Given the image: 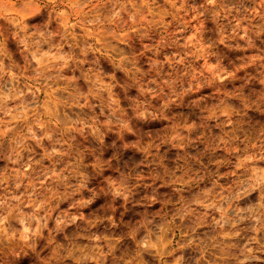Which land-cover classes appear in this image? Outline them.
<instances>
[{
  "label": "clouds",
  "instance_id": "obj_1",
  "mask_svg": "<svg viewBox=\"0 0 264 264\" xmlns=\"http://www.w3.org/2000/svg\"><path fill=\"white\" fill-rule=\"evenodd\" d=\"M119 4L120 0H114L113 7ZM221 6L224 7L226 16L236 12L240 19L231 28L218 29L220 43L237 38L251 43L250 33L259 35L264 32V23L255 28L251 20H248V26H244L243 22L247 19L244 13L248 12L244 0H237L231 7L223 5V0H204L203 9L195 11L198 16L206 13L205 18L218 21L220 14L217 9ZM129 11L131 15L128 18L134 21L138 9L135 12L132 9ZM113 15L116 13L113 12ZM260 20L264 21V16ZM158 27L166 29L167 25L160 24ZM53 33L51 21L45 20L36 35L51 39ZM152 42L153 37L145 38V43ZM208 42L216 44L215 40ZM4 44L5 39L0 34V48ZM150 50L156 51L155 48ZM231 50L239 52L241 48L235 45ZM71 58V55L67 58L57 57L64 61V66H67ZM124 59L128 60L129 56ZM132 67L136 69V64L132 63ZM151 67L153 72L149 75H154L156 69L161 72L165 70L159 59ZM181 70L190 73L187 66ZM59 74L58 71L57 75ZM138 74L144 76L143 72ZM224 76V73L214 76V86L235 88V84H224ZM164 79L163 76L156 75L147 84L134 85L140 102L128 105L129 115L126 117L118 115V105L106 90L98 89L93 84L91 76L87 79L79 77V89L73 84L72 89L61 90L66 93V100L62 104L68 111L61 114L54 108L50 109L46 119H41L42 113L37 111L41 105L35 99H22L26 93L19 92L14 87L5 92L0 86V112H9L8 101L18 100L17 111L30 109L33 114L30 120L24 116L16 117L20 121V127L13 125L9 128L11 136L0 131V161L5 163L4 169L0 170V247L23 244L39 249L40 245H47L46 253H56L50 264H134V261L142 259V253L153 256L160 264H167L165 257L170 253L164 250V237L175 229V221L178 219L182 226L188 228L187 242L178 246L192 248L197 253L190 259L189 264H220L223 259L220 253L225 248L235 247L225 241L239 236L238 229L245 221L250 222L251 232L259 234L264 231V198L259 203H252L254 196L264 192V123H256L264 121V112L259 108L246 112L249 107L264 104V99L258 100L247 94L244 87L236 95L221 94L217 98L216 116L213 119H217L221 110L228 105L232 116L231 126H228L229 121L225 119L220 123L218 134L209 136L206 119L192 123L197 117L206 116L198 111V106L190 103V93L195 82L185 77L183 84L173 85L170 78L164 84H157V81ZM162 87L168 88L167 95L160 93ZM88 88L95 93L94 98L87 91ZM73 90L75 94H72ZM32 95L34 98L36 93L33 92ZM150 96L156 99L149 100ZM161 99L163 103L160 102ZM85 100L92 101L91 106L98 113L95 119H90L91 114L85 111ZM154 104L158 107H154ZM181 111L191 119L181 121L175 128H169L167 135L155 137L149 144H145L141 137L140 144L134 148L124 149L120 146L111 149L116 157L111 163L105 164L104 168L111 170L115 180H109L103 191L95 192L94 197L87 201L90 206L98 199L110 201L111 206L101 216L82 218L78 214L79 210L75 216L62 214L63 204L74 202L90 186L93 177L103 171L99 166L96 171L89 166V161L95 160L102 151L108 150V145L102 142L106 139L102 129L115 125L123 129L121 136L128 139V128L132 127V121L141 127H151L154 124L163 126L165 117ZM77 132L87 139H76ZM131 135L134 136L135 133ZM181 146L183 151H180ZM216 161L219 162L215 168L207 167ZM234 162L235 167L240 169L238 176L225 177L219 172L221 167H232ZM209 172L211 175H207ZM41 180L45 182L41 183ZM205 180V190L199 196L184 198L183 194L193 184L199 188L197 182ZM220 180L224 183L220 184ZM169 189L181 196L180 210L171 219L164 212L159 217L148 214L135 228L123 221H117L118 203L122 202L128 211V218L132 219V214L139 206L154 207L157 203H162L167 207L168 202L162 198L161 193ZM145 194L147 199H140ZM65 197L69 199L65 200ZM196 207L218 213V218L212 217L208 225L209 231H199L203 221L196 213ZM141 231L144 235L137 242L136 256H118L117 248L122 245L123 240L136 241ZM253 243H259L255 236L241 249L240 255L244 259L239 260V264L260 260L259 256L252 255L253 249L250 245ZM261 250H264V246ZM183 261L184 257L180 256L173 264H182ZM29 264H42L40 255L35 254L30 258Z\"/></svg>",
  "mask_w": 264,
  "mask_h": 264
},
{
  "label": "rangeland",
  "instance_id": "obj_2",
  "mask_svg": "<svg viewBox=\"0 0 264 264\" xmlns=\"http://www.w3.org/2000/svg\"><path fill=\"white\" fill-rule=\"evenodd\" d=\"M113 3L114 0H0V34L5 39L4 46L0 48V86L5 92L14 87L19 92L26 93L22 99L29 101L35 99L36 103L41 105L37 109L42 113L41 119H46L50 109L54 108L61 114L68 111L62 104L66 100V93L61 90L72 89L73 84L79 89L81 85L79 77L87 79L91 76L93 84L98 89L106 90L118 105V115L126 117L129 115L128 105L140 102L134 85L147 84L156 75L165 78L157 81V84H164L169 78L173 85L183 84L184 78L188 77L195 82V87L190 93L192 96L190 103L198 106L199 112L206 114L205 117L192 120V123L206 119L209 136L218 134L220 123L225 119L229 121L228 126H231L232 116L228 105L221 110L217 119H213L216 116L217 98L221 94L236 95L244 87L247 94L258 100L264 99V83H261L264 81V32L259 35L250 33L251 43L240 38L220 43L217 36L220 27L231 28L239 21L240 17L236 12L226 16L224 7L221 6L217 9L220 19L214 21L205 18L206 13L200 16L196 14L195 9H203L204 0H132V3H129V0H120V4L115 8ZM234 3H237V0H223V5L227 7ZM244 6L248 9V12L244 13L247 16L243 22L244 26L247 27L248 20H251L252 25L259 28L260 24L264 23L260 20V17L264 16V0H244ZM129 9L134 12L138 9L134 21L128 18L131 15ZM113 12L116 15H113ZM253 13L256 15L253 16ZM45 20L51 21L54 30L51 39L36 35L42 29ZM160 24L167 25V28L158 27ZM149 36L154 38V42L145 43V38ZM210 40H215L216 44L209 43ZM235 45H239L241 51L231 50ZM151 48H155L156 51H151ZM69 55L72 58L68 60L67 66H64V61L57 59L59 56L67 58ZM125 56H129V59L125 60ZM158 59L165 70L161 72L160 69H156L154 75H149L153 72L151 65ZM132 63L136 64V69H133ZM185 66L190 69V73L181 70ZM140 72H143L144 76L139 75ZM221 73L225 74L224 84H235L236 87H215L213 77L220 76ZM87 91L92 93L91 88ZM33 92L36 93L34 98ZM125 93L128 94L122 96ZM160 93L167 95L168 88L162 87ZM72 94H75L74 90ZM92 95L94 98L95 93ZM154 99L156 98L149 97V100ZM160 102L164 101L161 99ZM91 104L92 101H84L85 111L91 114L89 118L95 119L98 113ZM153 106L158 107L155 104ZM7 107L10 109L9 112H0V121L3 122L0 124V131H5L11 136L12 132H8V129L13 125L20 127V121L16 117L24 116L30 120L33 114L30 109L17 111L18 100H9ZM257 108L264 112V104L249 107L246 112L256 111ZM164 119L166 122L163 126L154 124L151 127H141L132 121V127L128 128L130 134L128 139L121 136L123 129L115 125L102 129L106 134V139L102 142L108 145V150L102 151L99 157L89 161V166L93 171H96L97 166L103 171L93 177L90 186L74 202L64 203L62 207L58 205L62 214L75 216L79 210L78 214L82 218L101 216L111 206L110 201L98 199L91 206L87 201L94 197L95 192L103 191L109 180H115L111 170L104 168L105 164L111 163L116 157V153L111 149L120 146L124 149L137 147L141 137L144 138L145 144H149L153 138L167 135L169 128H175L178 123L191 117L181 111L173 112L170 117ZM133 132L134 136L131 135ZM76 139L83 141L87 137L77 132ZM180 151H183V146ZM224 154L227 155L226 152ZM218 162L210 163L207 167L215 168ZM4 167L5 163L0 161V170ZM219 172L225 177L235 178L240 174V169L235 167L234 162L232 167H221ZM207 175H211V172ZM44 182L45 180H41V183ZM219 182L224 183L223 180ZM204 183L206 180L198 181L199 188L193 184L191 189L183 194L184 198L199 196L200 192L205 190ZM161 196L168 202L167 207L162 203H157L154 207L139 206L132 214V219L128 218V211L122 202L118 203L117 221H123L135 228L148 214L159 217L164 212L171 219L173 214L180 210L181 196L173 189L162 192ZM262 198L264 192L254 196L252 203H259ZM68 199L65 197V200ZM140 199H147V194ZM195 211L203 221L199 231H209L208 225L213 216L218 218V213L202 207H196ZM175 224V229L164 237V250L170 253L165 260L167 264H173L176 258L183 256L182 264H189L190 259L197 253L192 248L178 246L187 242L188 228L182 226L178 219ZM249 226L250 222L245 221L238 229L240 235L225 241L227 244H234L235 247L225 248L220 253L223 256L220 264H239V260L244 259L240 251L253 236L259 243L250 245L253 249L252 255L259 256L260 260L249 261L248 264H264V250H261L264 246V231L256 234L249 230ZM143 235L141 231L136 241L124 239L122 245L118 246L116 254L128 258L136 256L137 242ZM46 247L47 245H40L39 249H35L31 245L23 244L8 248L0 247V264H29L30 258L35 254L40 255L42 264H50L56 253L55 251L46 253ZM141 257L142 259L134 261V264L143 262L160 264L148 253H142Z\"/></svg>",
  "mask_w": 264,
  "mask_h": 264
}]
</instances>
